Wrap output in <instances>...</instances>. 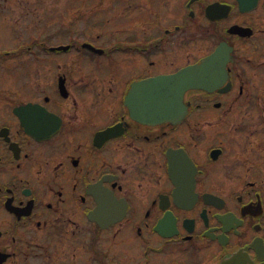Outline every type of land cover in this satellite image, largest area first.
Returning a JSON list of instances; mask_svg holds the SVG:
<instances>
[{"label":"flooded vegetation","instance_id":"obj_1","mask_svg":"<svg viewBox=\"0 0 264 264\" xmlns=\"http://www.w3.org/2000/svg\"><path fill=\"white\" fill-rule=\"evenodd\" d=\"M70 1L0 0V264H264V0Z\"/></svg>","mask_w":264,"mask_h":264},{"label":"water","instance_id":"obj_2","mask_svg":"<svg viewBox=\"0 0 264 264\" xmlns=\"http://www.w3.org/2000/svg\"><path fill=\"white\" fill-rule=\"evenodd\" d=\"M195 72L194 69H186L175 75L154 78L152 82L138 83L132 92V95L140 96L135 101L136 110L142 112V117L155 121L173 119L177 115H173L172 112L180 111L184 92L191 88L205 86V82L200 80L201 77ZM145 111H150L152 117L143 115ZM223 264L253 263L245 256L238 254Z\"/></svg>","mask_w":264,"mask_h":264},{"label":"rangeland","instance_id":"obj_3","mask_svg":"<svg viewBox=\"0 0 264 264\" xmlns=\"http://www.w3.org/2000/svg\"><path fill=\"white\" fill-rule=\"evenodd\" d=\"M69 3H70V5L75 6L77 4V0H71ZM2 28L4 30H6V27L4 25L2 26ZM2 28L0 26V31L2 30ZM81 34H82V32L80 31V28H79V25H78V26H76L75 35H81ZM7 43L9 45H11L12 42H11L10 39H7V38L0 39V45L7 44Z\"/></svg>","mask_w":264,"mask_h":264}]
</instances>
